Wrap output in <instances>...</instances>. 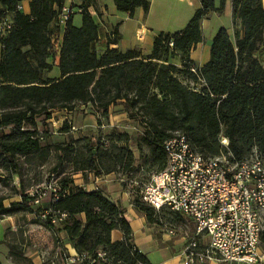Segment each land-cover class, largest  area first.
<instances>
[{"label":"trees","instance_id":"1","mask_svg":"<svg viewBox=\"0 0 264 264\" xmlns=\"http://www.w3.org/2000/svg\"><path fill=\"white\" fill-rule=\"evenodd\" d=\"M65 1L0 0V21L12 15L11 29L0 36V172L20 178L22 164L43 166L51 156L56 159L51 174L59 175L54 185L59 189L58 200L50 201L48 208L34 205L36 196L21 192L20 200L10 210L2 208L1 215L39 216L52 210L44 226L53 233L67 234L78 255L85 257L81 264H103L97 256L100 252L112 264H151L133 245L131 226L118 203L99 190L72 187L74 173L100 176L114 172L117 166L133 171L131 152L117 145L126 144L128 136L114 129L117 139L112 147L117 153L112 148L93 151L88 139L77 147L48 141L38 130V119L49 120L52 112L73 111L77 105L90 106L106 119L109 108L120 104L131 120L137 118L144 125L143 141L156 169L165 167L162 146L175 134L185 135L193 149L207 158L219 156L223 149L242 160L254 148L264 158V7L261 0H232L234 39L226 29L218 30L209 61L198 67L189 54L202 42L201 20L211 11L220 13L225 0H220L218 8L214 0H200V8L185 28L157 33L146 56L137 49L110 48L118 44L117 29L111 32L107 49L100 55L94 52L99 27L89 9L94 8L95 0H80L81 25L74 26L71 17L65 23L58 49L59 78H44L42 72L53 68L48 62L50 27ZM22 2H28L27 14L18 10ZM112 2L129 17L137 8L147 12L150 5L147 0ZM179 75L201 88L184 84ZM222 138L227 140L225 148L220 145ZM65 163L69 173L61 170ZM136 189L134 208L148 224L156 225L161 211L142 203ZM62 214L64 218H60ZM113 230L123 234L121 241L111 242ZM1 244L7 247L13 264H31L21 243L5 237Z\"/></svg>","mask_w":264,"mask_h":264},{"label":"built area","instance_id":"2","mask_svg":"<svg viewBox=\"0 0 264 264\" xmlns=\"http://www.w3.org/2000/svg\"><path fill=\"white\" fill-rule=\"evenodd\" d=\"M58 17L65 25L70 10L63 6ZM11 27L12 19H2L0 36ZM221 143L226 146L227 140L222 138ZM162 147L165 167L139 182L136 192L141 202L155 211L178 213L194 223L195 234L183 250L185 264H203L216 257L229 264H264L260 250L264 230V158L258 150L252 149L242 160H235L230 153L227 157L207 158L198 154L182 134H175ZM50 190V200L56 202L59 189L53 186ZM30 195L36 196L34 205L41 203L42 195L38 191ZM50 213L52 210L37 219L43 220ZM168 234L174 236L176 230L169 228ZM204 238L206 246L200 244ZM97 256L103 264H112L104 253ZM58 260L76 264L85 257H71L64 251L53 256L47 252L41 254L43 264H56Z\"/></svg>","mask_w":264,"mask_h":264},{"label":"crops","instance_id":"3","mask_svg":"<svg viewBox=\"0 0 264 264\" xmlns=\"http://www.w3.org/2000/svg\"><path fill=\"white\" fill-rule=\"evenodd\" d=\"M105 1V2H104ZM149 1V10L144 12L141 8H137L133 17H129L127 13L118 17L119 13L112 0H95L94 8L89 11L99 27L98 40L92 45V49L98 55L102 54L108 47V38L114 29L118 30L119 41L118 44H111L110 48H119L122 51L128 49H137L146 56L150 54L153 45V38L159 32L175 33L182 31L188 21L192 18L195 11L200 8V0H147ZM109 3L112 5L108 6ZM68 0L65 1L66 7ZM220 0H214L215 8H218ZM262 7H264V0H261ZM21 11L25 14L29 12L28 2H22ZM97 11L98 14H97ZM77 13L81 15L80 10ZM75 15V14H74ZM74 15L71 17L74 26ZM81 23V22H80ZM81 25V24H80ZM79 27V26H76ZM202 32V42L193 46L190 50L189 58L195 66L202 67L210 59V46L213 37L221 28L228 31L230 37H235V26L232 16V0H225L223 10L218 13L211 11L207 13L200 23ZM240 31V30H239ZM242 36V31L239 32ZM62 40V39H61ZM61 42V41H60ZM174 63L180 64L179 60H173ZM262 64H264V55H262ZM86 109L87 106H81ZM75 110V109H74ZM73 110V111H74ZM73 111L56 110L57 112H66L72 114ZM114 112L113 115L111 113ZM93 113H95L93 111ZM126 113L123 111V106L120 104L112 105L109 108V119L114 121L126 120ZM53 116V114H52ZM85 121H90V126L94 125V116L88 115L84 117ZM112 123V121H110ZM73 188H79L86 192L101 191L112 202L118 203L124 210V218L128 221L132 229V243L143 253L151 264H185L183 257V250L190 238L195 234V225L192 221L178 214L186 222L187 231L171 236L168 234L169 227L165 230L155 228V225L147 223L145 217L137 212L132 202V189L128 186L119 184L121 180L117 179L114 172L94 176L87 173L83 176L82 173L72 174ZM97 189V190H96ZM50 201L41 204L42 208H48ZM18 202V201H17ZM1 229L3 230V240L8 230L16 229V215H0ZM83 219V215H81ZM43 222V221H41ZM39 229L44 230L33 235V246H27L25 256L31 261V264H43L41 261V254L44 252L51 253L53 256L58 251H64L68 256L79 257L76 250L70 243L65 232L53 233L44 225H40ZM175 229V228H174ZM176 230V229H175ZM264 238V230L261 233V239ZM123 234L118 230H113L110 233L111 242L121 241ZM46 244L48 249L44 248ZM42 247V248H41ZM3 254L6 262L1 261L0 264H13L8 255V249L3 245ZM260 250L264 256V250ZM78 262L76 264H81ZM56 264H63L58 260ZM203 264H229L224 263L215 258Z\"/></svg>","mask_w":264,"mask_h":264},{"label":"rangeland","instance_id":"4","mask_svg":"<svg viewBox=\"0 0 264 264\" xmlns=\"http://www.w3.org/2000/svg\"><path fill=\"white\" fill-rule=\"evenodd\" d=\"M105 2V1H104ZM112 5L109 3L108 6ZM66 7L70 10V17L74 14V24L80 26L81 15L77 13V10L81 12V1L80 0H68ZM99 11H97L98 14ZM118 17L123 16L124 13H117ZM8 18L12 19V15L8 14ZM65 25L62 24L59 17L50 27V38H51V50L48 58V62L53 66L52 70L49 72H42L44 78H59V72L57 69L58 63V49L60 46V41L64 34ZM179 79L184 84H189L191 88L200 89L201 84L192 83L186 80L183 76L179 75ZM82 105H77L72 114H67L66 112H52L53 116L49 120L44 121L43 118L38 119V130L42 135L46 137L48 141L59 142V143H71L74 147L81 145L84 140H90L93 146V151L97 148L107 149L112 148L114 153H117V149L113 148V141L117 139V134L113 132L117 129L121 133L128 136L129 140L126 144L118 143V147H125L126 151L131 152L133 157V171L129 172L122 166H117L114 173L116 174L119 184L132 189V202L135 195V188L139 182H144L148 179L149 175L155 171V167L151 165V160L149 158L150 151L147 144L143 141V135L145 133V127L139 119L131 120L128 113H126V120L114 121L108 118H103L100 114L93 113L90 106L86 109L81 108ZM93 115L94 125L90 126V121H85L84 117L88 115ZM114 112L111 113L113 115ZM112 121V123L110 122ZM66 125V126H65ZM66 127H68L66 129ZM8 131V129H6ZM221 147L225 148L227 146L220 142ZM229 152H224L222 149L219 156L217 157H227ZM53 155V154H52ZM50 160L43 166H38L35 163L22 164L20 169L21 177L11 176L4 172H0V205L2 208L11 209V205L20 200L19 193H35L38 191L41 197V205L45 204L51 198L50 187H53L56 181L59 179L57 173L51 174V169L56 163V159L50 156ZM23 163V160H21ZM69 165L63 164L61 170L65 173H69ZM44 213V212H42ZM41 213V214H42ZM40 214V213H39ZM1 215V211H0ZM1 217V216H0ZM37 214H23L18 212L16 215V229L8 230L5 234L7 241L21 243L22 249L26 252L27 246H33V235L37 232L44 231L39 229L40 225H44V219L38 220ZM43 221V222H41ZM157 224L155 228L165 230L169 227L175 228L178 233H183L187 231L188 228L185 226L186 222L180 216L172 214L170 211H161L158 215ZM0 223V259L6 262L5 256L3 254V230L1 229ZM46 232V231H44ZM177 234V233H176ZM42 249H48L46 244ZM200 244L206 246L207 239L204 238L200 241ZM261 249L264 250V238L261 240ZM217 258V257H216Z\"/></svg>","mask_w":264,"mask_h":264}]
</instances>
